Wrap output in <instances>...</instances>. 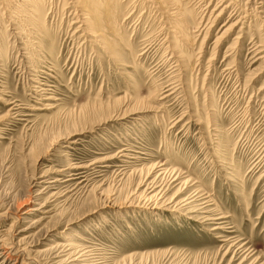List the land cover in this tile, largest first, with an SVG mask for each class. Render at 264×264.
Returning a JSON list of instances; mask_svg holds the SVG:
<instances>
[{
	"label": "rangeland",
	"instance_id": "rangeland-1",
	"mask_svg": "<svg viewBox=\"0 0 264 264\" xmlns=\"http://www.w3.org/2000/svg\"><path fill=\"white\" fill-rule=\"evenodd\" d=\"M121 3L112 59L77 0H0V264H264V0Z\"/></svg>",
	"mask_w": 264,
	"mask_h": 264
},
{
	"label": "bare ground",
	"instance_id": "bare-ground-1",
	"mask_svg": "<svg viewBox=\"0 0 264 264\" xmlns=\"http://www.w3.org/2000/svg\"><path fill=\"white\" fill-rule=\"evenodd\" d=\"M161 1H163V2L161 3ZM77 3H78V5L80 4L84 7L83 13L84 14L87 13L89 15L88 19H89L90 23H87L89 25V27L90 26L92 27V25H94V27H93L94 28L93 29L94 34H92V32L89 33L91 35V38H94L98 42L99 45H104V48H105L104 51H106L107 55L110 56L112 59H117V57L121 56V54H119V51H121L120 50L121 48H119L120 47L119 42H118V40H116L117 36L118 37L120 36V29L118 30V27H120L119 22L121 21L119 18L120 13H123L121 10V6H120L122 4L121 0H77ZM162 4H166V0H152L151 5H154L155 8L157 6V8L161 9ZM164 14H165V12H164ZM186 14L187 13H185V12H183V13L180 12V15H179V12H178V15L183 18L181 20V25H183V27L178 25V29H180V31H182V32H184L183 31V30H185L184 27H186L189 23ZM190 22H191V20H190ZM110 31H111V33H113L112 35L110 33H108ZM119 41H121V43H122V39H119ZM187 42H190V41L185 40V43L183 42V45H186ZM179 47L180 46H178V48ZM181 53L182 52H178V53H176V55H174V57L176 56L175 59L177 60V63H178L177 67L178 68H179V63H180L179 60L183 58L181 56L182 55ZM174 92H177V90L175 91V88L171 87L168 90L167 96L174 94ZM155 97H152V98L156 99ZM164 97L165 96L163 95V98ZM148 100L150 101V99H148ZM135 105L137 106L136 110H134L135 109L134 108L133 110L126 111L124 113V114H128L127 117H131V116L136 117L140 112V111H138L139 110L138 106H140V107L146 106V104L142 103V102H137ZM140 110H141V108H140ZM124 118H125V116L120 118V119L122 120ZM121 158H128V157L124 154L121 156ZM159 171L162 172V170H159ZM164 174L165 173H161V175H164ZM167 179H168V182H167L166 186H168L169 183H170V185H173L177 180H180L178 173L176 174V176L174 174V178L173 177H171V178L167 177ZM145 182H147V181H145ZM50 183H54V182L51 181ZM188 183H189V181L184 182L183 189L185 188L184 186H186V185L188 186ZM151 184H153V186L150 187V189L144 190V193L143 194L141 193V195H139V196H142L144 199V200H141L142 198L140 199V197H138V200L140 199L142 201V202L138 201V205H139V203L142 204V205H139V207H144V208L150 207L153 211L156 209L163 210V211H171L174 214H184L185 212H188L190 210V208H188V211H186L187 206L189 207L190 203H188V202L190 199H185V200H181V201L174 200V201H171L170 203H167V205H173L170 207L172 210L163 209V208L159 207L163 203L162 201H160L162 199L163 194H162L161 190L155 192L156 187L154 186V183H151ZM161 187H160V189H162ZM148 191H150V192L148 193ZM191 197L196 198L195 195H193ZM196 200H197V198H196ZM204 204L205 203L202 202V204L199 207H197L195 210L189 211L190 212L189 220H197L202 225H211L212 224L211 225V227H212L211 232L215 233L216 238H225V237H217L220 232L227 229V228H225L226 225H224V223L222 222L225 219L224 217H222L221 215L217 217L216 215H210L209 214L207 217L200 218V219L198 218L199 213L203 212V214H204L206 212H209V210L205 211L207 208H205L206 204H205V206H204ZM138 205H137V207H138ZM33 211H38V209H34ZM194 214H197V215H194ZM79 239L83 240L82 238H79ZM221 242H227V240L225 241L223 239V241H221ZM231 244H232V246L239 245L238 242L236 243V242H232V241H231ZM74 246H76V245L75 244L68 245L69 248L67 250L68 251H74L73 250ZM244 248H245V246H243V245L238 247L236 252L233 253V255L230 259V262H231V260L233 261L234 258L239 257L238 259H241V260L238 264H256L257 259H255V258L250 263H247L252 258L253 255L250 251H248L247 249H244ZM226 252L223 254L222 259L226 255ZM64 259H63V262L61 261L62 262L61 264H101V262L97 261L98 259H96V256H93V254L89 251H86V252L81 251L78 253H76V252L71 253L70 252L66 255V260H64Z\"/></svg>",
	"mask_w": 264,
	"mask_h": 264
}]
</instances>
